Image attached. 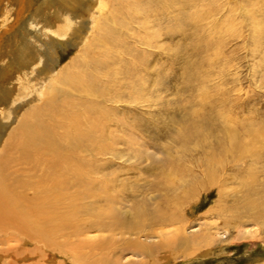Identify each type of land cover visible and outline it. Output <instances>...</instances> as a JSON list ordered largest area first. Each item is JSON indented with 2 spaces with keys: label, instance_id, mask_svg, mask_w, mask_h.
<instances>
[{
  "label": "rangeland",
  "instance_id": "rangeland-1",
  "mask_svg": "<svg viewBox=\"0 0 264 264\" xmlns=\"http://www.w3.org/2000/svg\"><path fill=\"white\" fill-rule=\"evenodd\" d=\"M40 1L0 0V65L14 51L6 33L34 13ZM176 2L147 12L146 23L127 33L134 32L135 41L129 43L126 36L121 39L124 55L109 69L98 70L114 74L109 77L103 102H97L107 110L102 121L106 150L93 157L84 154L91 167L80 168L87 174L92 171L95 190L103 184L114 198L109 204L101 202L111 210L103 220L112 221L114 230L59 239L67 249H73L74 241L81 239L97 241L101 250L84 248V254L110 264H264V217L255 220L250 211L240 213L238 202L242 196L241 170L250 164L264 172V140L255 142L252 138L264 127V0ZM153 13L158 14L157 21ZM93 14L83 21L86 36H90L99 11L94 9ZM76 41L71 38L56 48V69L50 78L76 71L75 62L84 45ZM133 64L146 69L136 72ZM15 70L9 76L13 84L19 81ZM194 123L200 126V135ZM222 124L235 129L260 158L236 163L227 158L209 183L202 151L211 150L213 138L225 139L219 131ZM142 208L146 215L140 213ZM154 211L175 214L178 219L169 225L163 224L162 217L155 222L150 216ZM178 229L187 240L174 244ZM143 245L149 247L147 252L141 251ZM18 246L15 242L0 243V250L17 251L16 264H46L38 259L48 249L37 247L40 244ZM65 251L55 259L72 264L73 252ZM24 253L31 257L29 261ZM193 256L192 261L187 260Z\"/></svg>",
  "mask_w": 264,
  "mask_h": 264
},
{
  "label": "bare ground",
  "instance_id": "bare-ground-1",
  "mask_svg": "<svg viewBox=\"0 0 264 264\" xmlns=\"http://www.w3.org/2000/svg\"><path fill=\"white\" fill-rule=\"evenodd\" d=\"M176 1L41 0L34 13L23 17L21 24H16L15 29L6 33L14 51L9 55L6 63L0 65V243L2 245L10 242H15L17 246L40 244L41 246L37 247L43 246L50 251L41 254L40 260L38 259L46 264L48 261H55L59 254L62 255L63 249L67 254L73 252L72 264H110L91 259L90 255L93 254H84V248L92 251L99 247L101 250L100 245L97 246V241L81 239L74 241L73 249L72 247L67 249L62 246L64 243L59 239L62 237L70 239L93 231L114 230L112 221L103 220L104 215L111 212L104 207V203L109 204L114 198L101 183V187L99 185L95 190L92 186L91 175H94L92 171L87 174L80 168L81 165L91 167L87 165L89 160L84 159V154L93 157L106 150L102 145L104 144L102 141L107 140L102 130L105 123L102 121L107 110L97 102H103L106 95L105 88L109 81L111 82L109 77L114 74L98 70L109 69L110 65L124 55L121 39L126 36L130 40L129 43L135 41L134 32L130 35L127 33L135 28L139 30L146 23L147 12L163 10L168 4L175 5ZM94 9L98 10L99 14L94 17L95 22L90 36H86L83 21L88 15L94 16ZM157 16V13L152 14L155 20ZM71 38L77 40L76 43L84 44L79 49L83 51L82 55L75 62L76 65L78 64L76 71L66 73V76H62L61 72L50 78L56 69L53 62L56 48L62 47V43ZM113 54L115 58L110 57ZM132 68H135L136 72L146 69L145 65L134 64ZM15 69L19 75L17 84H13V80L10 81L9 77ZM98 73L103 74L97 75ZM114 73L117 74L118 71ZM195 118L197 119L196 116L193 119ZM199 127L195 125L197 128L195 132L198 135H200ZM219 129L224 133L225 139L213 138L210 141L211 150L202 151L204 174L209 183L227 158L234 163L245 158L255 162L260 158L256 149H252L249 143L243 141L235 129L223 124ZM188 133L192 132L188 131ZM252 138L255 142L264 140V127L257 130ZM199 141L205 144L203 137H200ZM241 171L239 176L242 196L238 199L241 205L240 213L250 211L253 219L261 220L264 217V172L255 170L250 164ZM93 185L96 186L95 183ZM141 211L142 216L146 215L144 208ZM168 212L170 211H166ZM158 213L154 211L150 215L155 222L162 217L163 224L169 225L178 219L174 218L175 214L161 212L158 215ZM173 238L174 244L187 240L181 229L176 230ZM140 249L147 252L149 247L143 245ZM17 256V251L0 250V264H16L14 262L18 260ZM24 258L26 261L31 259L28 254H25ZM193 259L194 256L187 260ZM55 263L62 264L57 260ZM31 264L38 263L33 261Z\"/></svg>",
  "mask_w": 264,
  "mask_h": 264
}]
</instances>
